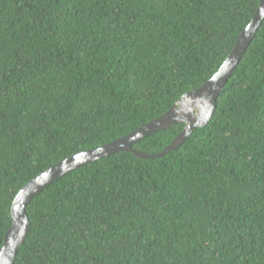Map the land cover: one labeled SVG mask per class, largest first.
<instances>
[{"label":"trees","instance_id":"1","mask_svg":"<svg viewBox=\"0 0 264 264\" xmlns=\"http://www.w3.org/2000/svg\"><path fill=\"white\" fill-rule=\"evenodd\" d=\"M260 0H0V252L20 190L167 114L220 70ZM178 124L134 145L158 155ZM15 264H264V21L205 128L121 152L27 207Z\"/></svg>","mask_w":264,"mask_h":264},{"label":"water","instance_id":"2","mask_svg":"<svg viewBox=\"0 0 264 264\" xmlns=\"http://www.w3.org/2000/svg\"><path fill=\"white\" fill-rule=\"evenodd\" d=\"M263 21L264 0H260L258 10L252 22L239 36L236 46L220 70L201 88L183 96V98L167 114L141 127L139 130L131 133L130 135L118 139L106 146L77 154L65 161H62L61 163L43 172L24 186L16 196L12 206V227L9 229L4 238L3 247L0 252V264H15L17 254L22 245L25 243L30 232L31 225L27 215V207L35 197L61 178L86 165L106 159L121 152L130 153L143 160L162 158L182 147L186 140L192 135L194 130L205 128L213 118L216 103L220 94L230 77L234 74L244 54L254 40V37L256 36ZM195 99H198V102L204 101L206 103L205 114L201 115V113H198L196 107L187 109L185 113L178 110L181 103L188 100L193 101ZM178 124H185L186 128L160 154L148 155L134 150L133 147L138 142L153 134L168 130Z\"/></svg>","mask_w":264,"mask_h":264},{"label":"bare ground","instance_id":"3","mask_svg":"<svg viewBox=\"0 0 264 264\" xmlns=\"http://www.w3.org/2000/svg\"><path fill=\"white\" fill-rule=\"evenodd\" d=\"M198 99L195 100H188L185 101L183 103L180 104V107L178 108V110L180 112H186L187 109H191V108H197L198 109V113H201V115L206 113V109H205V105L206 103L204 101L202 102H198ZM191 103V104H190Z\"/></svg>","mask_w":264,"mask_h":264},{"label":"rangeland","instance_id":"4","mask_svg":"<svg viewBox=\"0 0 264 264\" xmlns=\"http://www.w3.org/2000/svg\"><path fill=\"white\" fill-rule=\"evenodd\" d=\"M198 110V109H197ZM194 113H195V111H194Z\"/></svg>","mask_w":264,"mask_h":264}]
</instances>
